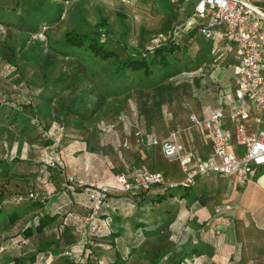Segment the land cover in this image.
Segmentation results:
<instances>
[{
  "label": "rangeland",
  "instance_id": "374dc122",
  "mask_svg": "<svg viewBox=\"0 0 264 264\" xmlns=\"http://www.w3.org/2000/svg\"><path fill=\"white\" fill-rule=\"evenodd\" d=\"M170 2L173 5L174 18L163 6L161 0H64L60 19L49 26L40 27L37 32L29 31V36L24 37L25 44L28 46L32 43L44 42L45 45H48L51 39L60 38L68 31H78L87 29L88 26H95L101 16L107 18L109 42L117 48L120 46L121 31L119 15L124 13L125 19L130 25L126 45L143 44L146 48H152L160 43L163 36L165 38L163 37L161 42L167 41L169 32L174 25L184 22L191 12L190 0H184V3L182 0L180 6L173 0ZM262 3L264 5V1ZM14 4V0H0V18H5L9 13L8 19L12 20L9 25L0 23V32L3 38L9 37L10 40L19 44L23 39L19 33L24 30L19 27V24L15 25L13 22L15 19L13 17L14 9L11 7ZM164 29H167V33ZM14 34L19 38H14ZM186 44L190 57L182 59L188 65L195 66L193 57L196 51H200L201 61L205 58L203 63L215 62L212 53L207 55L203 53L202 45L198 40L190 38L186 40ZM124 54L126 53L124 52ZM56 56L58 59L52 66L54 75L67 66L65 57L58 54ZM225 61L224 58L220 59L217 62L218 66H213L206 71L205 77L206 80H211L212 84L215 83L223 90L229 89L230 84L228 85V83L232 78L231 68L226 66ZM93 62L92 59L89 60L91 65L94 64ZM102 64L108 65L107 62H102ZM34 66H37L36 61L29 64L24 61L19 64V73H15L12 67L0 64V157L15 162L14 170L20 175L0 178V188H3L11 203L18 204L32 199V197L41 196L47 202L48 207L56 205V203L59 204L57 198L60 195L66 199L67 196L64 192L80 188L81 193L76 195V202L72 204V212L68 215L66 211L64 212V216L66 214L67 218H64L61 225V227L69 226L70 230L77 234L75 236L78 239L74 240L71 237L63 239L64 249L70 251L74 246L77 249L81 248L88 234L87 216L91 210L92 202L85 190L86 187L109 185L113 188L114 185H117L116 174L122 171L132 176L138 170H158L169 180L183 179L184 174L177 160H168L164 163L163 160L166 159L161 146H152L147 137H145L144 143H138L135 133L147 130L148 125V127L163 128L166 131V137L170 136L173 130L174 132L178 131L177 137L185 140L187 129L191 125L184 121L190 84L187 81L175 82L172 85L173 88L169 92H165L160 99L159 108L162 115L159 111L153 112L151 116L154 117L148 120L146 118L152 104L146 102L148 93L145 90L142 91L141 105L136 104V101L133 100V93L136 94L135 89L138 87L137 76L134 75L131 78L130 87L116 82L114 90L109 91L97 78L89 75L82 84V88L90 90L89 92L92 91L93 96H97V98L101 97V105L94 109V114L87 120L82 130H71L59 123V119L52 118L51 115L41 120L43 117L40 113L41 108L36 111L31 109L34 108L32 105L34 101H37L34 88L31 87L33 84L29 80L34 72ZM94 66L98 68V66ZM110 67L112 65L109 63L106 67L108 71ZM108 71H104L102 74L108 76ZM182 71L175 74L178 79H180L179 75ZM18 75L22 77L20 82L17 80ZM166 81L168 82V79ZM193 83H197V79H194ZM132 85L135 88H132ZM64 94H68V92L61 93L63 96ZM15 108L25 112L29 110L30 115L26 128H23L22 122L10 123L9 116ZM55 111L54 108L53 112ZM104 124H110L112 130H104ZM261 127L264 128V122ZM191 131L201 139L202 143L199 144L203 150L206 145L204 141H208V136L203 128L195 130L192 127ZM54 158L60 159V165L50 163ZM155 158L161 159L159 161ZM211 177L200 178L202 183L200 190L206 196L205 206L210 208L208 215L203 216L195 212L186 222V215L181 212V208L184 206L181 193H175L178 195L174 200L177 207L170 210L171 217H169L172 222L174 221L172 227L167 234H160L152 238L151 241L150 239L148 242L144 239L141 242L138 241L137 245L141 243L139 247L143 250V254L147 252L156 256L160 250L171 249L179 236L180 239L186 236L191 237L194 245L198 244L197 240L202 237L207 244L205 250L195 254L192 261L186 260L185 264H264V215L255 208H250L249 212L245 213L241 209V199L235 201L227 194L223 195L222 189L226 185L215 182V186H212ZM197 180L199 182V178ZM194 185L186 186L190 188V191L192 190V194L196 190L192 188ZM173 187L175 188L174 192H177L183 191L185 186ZM116 193L120 195H112ZM220 193L222 195H218ZM110 194V198L106 201L108 203L110 201L109 205H104L107 210L104 208L102 210L108 211L106 214L110 213L113 218L117 209L112 208L114 206L111 201H116L121 196L129 198L131 196L121 193L117 186L112 189ZM137 198L141 201L144 197L140 196L135 199L137 200ZM191 200L188 201V205L192 204ZM147 204L150 203L147 202ZM143 205L142 210L147 209ZM122 222L128 226L129 219H122ZM76 223L79 225L75 226ZM199 228L202 231H198ZM38 238L28 239V242L32 244L28 249L24 248L10 234L0 231V264H12L13 255L33 252L34 243ZM176 250L178 249L174 247L172 251H169L170 254L163 251L164 259L169 262L175 256ZM154 251H156L155 254H153ZM126 254L130 255V253ZM200 254L198 259L197 255Z\"/></svg>",
  "mask_w": 264,
  "mask_h": 264
},
{
  "label": "trees",
  "instance_id": "16d2710c",
  "mask_svg": "<svg viewBox=\"0 0 264 264\" xmlns=\"http://www.w3.org/2000/svg\"><path fill=\"white\" fill-rule=\"evenodd\" d=\"M14 1L15 4L11 7L14 9L13 17L15 19L13 22L15 25L19 24V27L24 30L19 33L23 39L19 44H16L9 37L3 38L0 32V64L8 65V67H12L15 73H19V64L24 61H27L28 64L36 61L37 66H34V72L29 80L33 84L31 87L34 88L37 101H34L32 104L34 108L31 109L36 111L41 108L40 113L43 116L41 120L51 115L52 118L59 119V123H62L67 129L71 128V130H82L87 120L94 114V109L101 105V97L97 98V96H93L92 91L89 92L90 90L82 88V84L89 75L97 78L109 91L114 90L116 82L130 87V80L135 75L138 77V87L135 89L136 94L133 93V100L137 104H141L142 91L145 90L153 98L154 109L159 110L162 95L173 88L169 79L190 66L182 59L190 57L186 40L190 38L198 40L203 47L208 48H210L212 42H216L206 40L199 35L201 33L197 27H191L179 37L173 38L171 36L167 41L161 42V44L152 48H146L143 44L127 46L126 40L130 25L125 19V14L120 13V46L117 48L110 44L107 34L109 31L107 18L101 16L95 26H88L87 29L78 31H68L60 38L51 39L48 45H45L44 42H36L26 46L24 37L29 36V31L37 32L40 27L49 26L60 19L64 0ZM161 1L168 12L172 14L171 17L174 18L173 5L170 0ZM7 15L10 14L7 13ZM8 16L0 18V23L4 25L12 23ZM166 30L164 29L165 32ZM13 37L19 38L15 34ZM57 54L65 57L67 66L54 75L52 66L58 59ZM199 56L195 54L193 57L195 66L196 63L201 61ZM90 59L94 61V64L89 63ZM102 62L112 65L109 71L106 68L108 65H103ZM93 65L98 66V68L93 67ZM104 71H108V76L102 74ZM17 80L20 82L22 77L18 75ZM132 88H135V86L132 85ZM63 91H67L68 94L61 95ZM54 108L56 109L55 112H53ZM29 115V110L25 112L15 108L10 113L9 121L10 123L22 122L23 128H26ZM14 168L15 162L0 157V178L11 177L10 175L20 176ZM88 189L89 187L85 189L87 193ZM80 191V188L68 190L64 192L67 196L66 199L60 197V195L57 198L59 204L56 203V205H49L48 207L47 202L41 196L32 197V199L18 204L11 203L3 188H0V231L10 234L20 243L24 239L39 237L37 242L34 243V251L13 255L12 264H24L27 261L33 263L36 261L37 256L47 254L57 257L54 264H92L96 262L93 256L95 243L105 236H107L105 238L110 237L112 240L119 236V232H114L112 229L113 218L110 214H106L108 211L106 212L107 209L104 208V205H108L106 201L111 194H107L105 203L99 212L98 217L103 224L102 228L92 234L88 232L85 243L81 248L72 247L69 251L71 253H69L64 249V240L67 237L74 238V240L78 239L76 238L77 234L70 230L69 226L61 227V225L64 218H67V215L72 212V204L76 202V195L81 193ZM143 193L144 191H141L134 196L142 197ZM181 195H190L186 186ZM163 199L164 196H161L158 200L162 201ZM65 211L67 215L64 216ZM77 225L79 224L76 223L75 226ZM135 226L137 228V235H135L137 248L140 245H137L138 241L141 242L143 236L147 237L149 234L145 230L143 231L145 226L143 222H135ZM157 233V231L153 232L154 235H157ZM30 241L32 242V240ZM190 245L188 246L189 249L185 246L178 247V250L175 251L177 254L168 263L185 264L186 260L192 261L195 254L202 253L205 250V244L202 247L197 244ZM172 249L163 251L170 254L169 251H172ZM163 251L160 250L156 256L145 252L143 256L150 261L146 264H160L164 257ZM130 253L132 254V251ZM155 253L156 251L153 252V254ZM117 259L112 264H121Z\"/></svg>",
  "mask_w": 264,
  "mask_h": 264
},
{
  "label": "built area",
  "instance_id": "2783aa9c",
  "mask_svg": "<svg viewBox=\"0 0 264 264\" xmlns=\"http://www.w3.org/2000/svg\"><path fill=\"white\" fill-rule=\"evenodd\" d=\"M173 1L177 4L182 2ZM263 1L190 0L191 12L184 22L174 25L169 37H179L188 28L197 27L206 40L223 39L226 47H233L238 58L233 71L239 97L228 111H216L203 120L192 116L194 123L204 124L211 137V150L205 157L200 158L194 150L186 149L176 132L163 139L148 138L150 144L161 146L166 158L178 161L183 179L168 181L158 170H138L132 176L122 171L116 174L117 185L113 188L109 185L89 187L88 195L92 200L87 216L90 234L102 228L99 212L107 194L116 186L121 193L134 196L154 185L192 186L200 176L220 173L230 177L237 175L239 183L245 186L264 168V128L261 127L264 122ZM163 37L159 39L162 41ZM251 119L253 129L248 125ZM223 120L229 121V127L224 126ZM103 129L110 131L112 126L104 124ZM135 135L138 143L145 142L141 131ZM233 142L240 151L232 148ZM50 163L60 165V159L54 158Z\"/></svg>",
  "mask_w": 264,
  "mask_h": 264
},
{
  "label": "crops",
  "instance_id": "0c3cea01",
  "mask_svg": "<svg viewBox=\"0 0 264 264\" xmlns=\"http://www.w3.org/2000/svg\"><path fill=\"white\" fill-rule=\"evenodd\" d=\"M207 48L208 47L206 46L205 47L202 46L203 53H205V55H207L208 53H212L215 62L203 63L205 60L204 58L201 63H199L198 65L196 64V66H194L196 69L192 66H189V68L184 69L180 73L179 75L180 79H178L177 75H174L171 77V81H170L172 85L175 82L178 83L184 81H187L190 84L188 98L186 99L187 106L185 109L186 114H184V121H186L188 125L191 124L190 126L195 128V130L202 127L205 134L208 136V141L207 142L204 141V144L206 143V145L203 147L202 150L201 149L202 146L200 145L202 141L201 139L198 138L197 135H195L191 131L192 127L190 126L187 129L188 130L187 136L186 134H183L186 136L185 140H181L179 136L178 139L184 144L186 149L194 150L196 155L200 158L205 157L210 152L211 137L207 132L204 124L194 123V121L192 120V116L195 115L197 118L203 120L210 117L211 114L216 111H228L235 104L236 98L239 97V93L234 82V71H233V66L238 60L237 55L235 53V49L233 47H226V42L223 39H219L216 42H212L210 48L208 49ZM195 54L199 56L200 51H196ZM223 58L226 60L225 61V63L227 64L226 66L230 67L232 71L231 74L232 82L229 81L230 83H228V85L230 84V87L228 86L229 89H225V90L221 89V87L217 86L215 83L212 84L211 80L205 79L207 75L206 71L211 69L213 66H218L217 62L220 59L222 60ZM194 79H197V83H193ZM146 98H147L146 100L147 103L150 102L152 103L146 119L149 120L153 118L154 116H151V113L156 111H159L160 115H162L160 109L159 110L154 109L155 106L153 104L152 96L148 94L146 95ZM253 114L256 115V112L253 111ZM160 117L162 118V116ZM222 123L224 124L225 127H229L228 120H223ZM248 125L251 129H253V119L249 121ZM146 129L147 130L142 131L144 137L147 138L157 137L159 139H163L166 137V131L163 128H158V127L156 128L154 126L148 127L147 125ZM173 132L174 130L172 131V133ZM177 132L176 134H178ZM183 132H185V130H183ZM232 148L236 152L240 151L239 147L236 145L235 142H233ZM148 158L151 159V157ZM155 159H159L160 161L161 158H155ZM165 159L166 160H163L164 163L167 162L168 160H171L166 157ZM168 173L169 171L167 170V174ZM204 176L207 177L212 176L211 177V180H213L212 182L213 185L211 184L212 186H215V182L216 183L220 182L221 184L226 185L222 189V194L223 195L227 194L228 197L233 198L235 201L241 199V204H242L241 209L245 213L249 212L248 210H250V208H255L256 210L259 209L260 214L264 215V168H261L258 172V175L249 184L245 186H242L239 183L237 175L230 177L220 173V174H211ZM202 177L203 176L198 177L199 182L197 180V183L192 187L193 189H196L193 192V194L191 192L192 190L190 191V188H187V191L190 195L189 196L181 195V200L183 202L182 204H184V206L182 205L183 208H181L182 209L181 212L183 213V215L184 214L186 215L185 218L186 222L189 219V217L192 216V213L198 212L199 215H203V216L208 215L209 213L208 209L210 208L205 206V201H204L206 196H204L202 194V190H200L201 189L200 186L202 185L201 183ZM167 180L171 181L169 179ZM173 189L175 188L169 187L168 185H154L149 190L143 193L142 197L144 198L141 201L139 198H137L136 200L135 199L136 197L129 198L127 196H121L119 198L116 197L117 198L116 201L112 200L111 203L114 206L112 208L117 209L115 210V214H114L115 216L113 217L112 229L114 230V232H119V236L115 237L114 240H112V238L110 237L105 238L107 237L105 236L99 239V241L95 243L94 245L95 253L93 254V256L96 262H93L92 264H112L116 258H118L117 261H119L121 264H146L147 262H150L147 257L143 256L144 255L142 252L143 250L140 249L139 247L140 245L137 246L136 248L135 235H137L136 233L137 228L135 226V222H143L145 224V226L143 227L144 228L143 231L145 230V232L149 234L147 235V237L145 236L146 238L143 236V239L146 240V242H148V239H150L151 241L152 238L160 234H167V232L170 230L174 222V221L172 222L171 219L169 218L171 217L170 210L175 209L177 207L176 206L177 203L174 200H176V198L178 197L177 195L178 193L182 194L183 192V191L174 192ZM222 194L220 193L218 195H222ZM112 195H120V194L116 193ZM161 196H164V199L162 201H159L158 199ZM192 196H194V198H192ZM190 199H192L191 200L192 204L188 205L187 203ZM147 202L150 204H147ZM142 205L144 207L146 206L147 209L144 208V210H142L143 209ZM132 206L135 208L132 209L131 208ZM124 216H126V218L129 219L128 226H126L122 222V219H126L123 218ZM197 230L202 231L201 228ZM156 231L158 233L157 235L156 234L154 235L153 232ZM200 233L202 234V232ZM170 239L172 238L170 237ZM197 242H198L197 245L199 247L204 246V244L205 246L207 245L206 241H204L202 237L200 238V240H197ZM21 244L24 248H28V249L31 248L30 246H32V244L28 242L27 239H24V241L21 242ZM190 244H193L192 238L189 239V236L188 237L186 236L180 239L179 236V238H177V241H174L172 248L176 247V249H178V247L185 246L187 247V249H189L188 246ZM131 251L132 254L130 253ZM126 253H130V255H127ZM200 256L201 254L197 255V258L199 259ZM56 261H57L56 256L47 254V255L37 256L36 261L33 263H30L29 261L27 262L30 264H54ZM167 262L168 261L163 257L160 264H166Z\"/></svg>",
  "mask_w": 264,
  "mask_h": 264
}]
</instances>
